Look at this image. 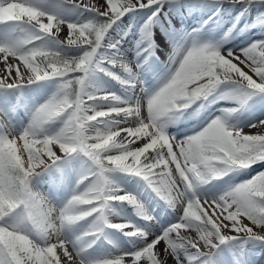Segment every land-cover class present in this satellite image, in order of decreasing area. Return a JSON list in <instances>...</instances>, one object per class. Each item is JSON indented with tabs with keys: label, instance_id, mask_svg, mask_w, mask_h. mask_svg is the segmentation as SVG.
<instances>
[{
	"label": "snow or ice",
	"instance_id": "1",
	"mask_svg": "<svg viewBox=\"0 0 264 264\" xmlns=\"http://www.w3.org/2000/svg\"><path fill=\"white\" fill-rule=\"evenodd\" d=\"M253 29L264 0H0V264H256Z\"/></svg>",
	"mask_w": 264,
	"mask_h": 264
},
{
	"label": "rangeland",
	"instance_id": "2",
	"mask_svg": "<svg viewBox=\"0 0 264 264\" xmlns=\"http://www.w3.org/2000/svg\"><path fill=\"white\" fill-rule=\"evenodd\" d=\"M233 8V7H232ZM256 8H252L250 11H247V13H246V19L247 20H251V17H252V15H254L255 14V12H256ZM236 15V14H235ZM243 24H244V20L242 19L241 20V27H243ZM250 33V34H249ZM248 33V36L250 37V38H264V32H262L260 29H253L251 32H249ZM0 119H2V118H0ZM18 148H21L22 149V143L21 144H18ZM258 169H260V168H256V170L255 171H257ZM255 171L254 172H252L251 174L252 175H254L255 174ZM243 178H250V177H243ZM69 251H73V249H71V248H69Z\"/></svg>",
	"mask_w": 264,
	"mask_h": 264
},
{
	"label": "bare ground",
	"instance_id": "3",
	"mask_svg": "<svg viewBox=\"0 0 264 264\" xmlns=\"http://www.w3.org/2000/svg\"><path fill=\"white\" fill-rule=\"evenodd\" d=\"M241 8H242V5H236L233 8H229V10H228V16H235V14L237 12H239L241 10ZM162 58H163V56H162ZM191 126L192 125L189 124L188 127L184 129V131H189L190 128H191ZM259 170H264V169H258L257 171H259ZM41 191H45L46 192V189H41ZM113 222H122V221L119 218H116ZM161 247H163V245H161ZM256 251H260V249L257 248ZM255 259H256V264H264V254H262L259 257H255Z\"/></svg>",
	"mask_w": 264,
	"mask_h": 264
}]
</instances>
